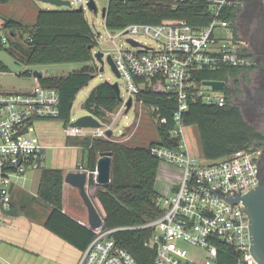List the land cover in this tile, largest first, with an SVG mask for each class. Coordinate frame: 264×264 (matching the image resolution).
Returning <instances> with one entry per match:
<instances>
[{
  "label": "built area",
  "instance_id": "2783aa9c",
  "mask_svg": "<svg viewBox=\"0 0 264 264\" xmlns=\"http://www.w3.org/2000/svg\"><path fill=\"white\" fill-rule=\"evenodd\" d=\"M89 1L74 0L83 9L88 7ZM185 1L173 0V3L177 6ZM205 1L209 4L213 19L200 30L184 19H166L157 25L138 23L112 31L106 27V16L103 17L101 11L108 41L114 47L108 52L99 51L104 53L105 60L108 55L112 56L120 78L125 81V91L122 93L120 90L122 100L115 111V119L126 112L130 99L132 107L143 105L154 117L157 108L138 99L143 90L172 95L178 102L173 116L174 126L168 130L169 135L177 139V146L153 145L151 151L162 161L182 169L180 185L173 195L157 198V204L163 209L160 217L134 227L153 229V235L146 245L155 249L156 263L218 264L217 243L221 242L232 246L240 254V264H257L250 252L249 216L245 213L244 204L232 203L231 209V202L206 189L209 186L219 188L227 197H231L234 190L239 193L240 188V195H244L260 185L259 146L237 149L219 160L201 162L190 151L182 120V114L188 110L191 101L202 100L225 106L229 100L227 92L232 90L227 87V82L223 91L205 85L206 80L198 83L193 79L194 71L239 68L243 72L253 64L248 43L238 29L237 19L222 17L229 7L238 8L243 0ZM96 34L98 43L101 34ZM10 36L13 35L0 26V43L3 47L8 46ZM139 36L149 37L153 43L141 41ZM31 76L36 80L31 89L7 90L0 82V227L5 222L6 213L12 208L11 189L15 179L28 170L46 167V150L41 143L37 123L60 116L59 91L44 86L33 72ZM206 88L218 94H208ZM110 114L113 115V112L106 113L105 117ZM161 122L166 123V119ZM113 123H103L100 128L72 127L69 124L67 131L71 135L109 139L106 133L109 129L113 131ZM80 169L84 170L83 167ZM86 172L94 177L96 175V170ZM92 230L95 237L82 251L77 264H138L132 254L112 237L114 229H104L102 226Z\"/></svg>",
  "mask_w": 264,
  "mask_h": 264
},
{
  "label": "trees",
  "instance_id": "16d2710c",
  "mask_svg": "<svg viewBox=\"0 0 264 264\" xmlns=\"http://www.w3.org/2000/svg\"><path fill=\"white\" fill-rule=\"evenodd\" d=\"M9 1L0 0V4ZM237 14V8L229 7L222 17L237 19ZM166 19H184L200 30L209 25L213 15L205 0H187L177 6H174L173 0H109L106 27L115 31L138 23L157 25ZM0 26L16 36L9 37L7 47L0 43V50L6 49L29 65L85 63L80 70L69 74L45 75L40 78L44 86L59 91L61 103L57 119L62 120L67 127L71 120V105L98 69V66L93 68L88 65L95 60L91 47L97 45V34L86 19L85 11L78 8L40 9L34 24L1 17ZM23 43L27 47L21 48L20 56L18 51ZM5 69V65L0 63V70ZM226 69H231L234 76L242 72L239 68L196 70L193 79L198 83L204 80L228 82ZM227 93L229 100L225 106L202 100L191 101L188 110L182 114L186 127H198L204 157L210 161L226 157L237 149L259 146L263 140L245 119L241 107L232 100V92ZM138 99L157 108L152 117L157 120V140L148 146H132L107 138H87L90 171L96 170L99 152H113L111 182L104 186L98 185L94 175H91L89 184L97 187L91 198L104 220V229H114L112 237L132 254L138 264H157L155 249L146 245L153 235V229L134 227L144 225L163 214L162 207L157 204L160 194L156 190L162 160L153 154L151 147L177 146V139L171 137L168 130L174 126L173 116L178 102L172 95L150 90L141 91ZM119 106L116 91L109 82L96 85L83 103L90 114L103 121L109 120L105 117L106 113L117 111ZM162 119H166V123H162ZM63 178V169L42 170L38 194L52 206L45 226L84 251L94 239L95 233L62 211ZM217 246L218 264H240V254L232 246L221 242Z\"/></svg>",
  "mask_w": 264,
  "mask_h": 264
},
{
  "label": "rangeland",
  "instance_id": "374dc122",
  "mask_svg": "<svg viewBox=\"0 0 264 264\" xmlns=\"http://www.w3.org/2000/svg\"><path fill=\"white\" fill-rule=\"evenodd\" d=\"M71 3V5H63L56 6L51 3H46L40 0H10L8 3L0 4V19L1 17H9L14 18L16 20H21L25 24H34L36 21V14L39 9H68V8H79L80 5L76 4L74 0H67ZM98 6V13L92 11L89 7L84 9L86 19L89 24L93 28L96 33H100L101 37L96 46L93 47L92 52L95 54L100 49L108 52L111 51L114 47L112 43L108 41V33L106 27L103 25V17L101 15V11L104 7L108 6L109 0H95ZM18 35V34H17ZM19 36V35H18ZM17 36V39H18ZM16 37V36H15ZM14 36L12 38H15ZM138 39L144 41L146 43L152 44L153 40L146 36H139ZM120 40H118L119 42ZM124 42V39L121 40V43ZM26 45L23 43L19 48V55L22 56V49H26ZM13 55L9 53L7 50H0V60L5 65V72H1L0 74V82L3 83L7 90H24L31 89L35 84L36 80L30 73L35 70H38L43 73V75H66L75 70H80L85 63L84 62H69V63H56V64H37V65H29L24 61L18 60ZM90 67L98 69L94 72L95 75L91 78L88 85L80 90L77 94V97L72 104L71 110V118L76 119L80 116L86 115L89 112L83 107V103L89 96L91 90L98 84L102 82H110L115 83L118 82L120 90L122 93L125 91V81L124 79L117 76V74L113 71L110 63L105 60L104 70L100 71L99 68L101 64L99 61L94 60L92 63L88 64ZM226 73L228 76L227 87H231L232 89V98L233 101L238 104L245 117H251L249 111L246 110V102L248 96V90L251 89L252 85H250V77L251 72L246 70L238 75L234 76L232 74V70L226 69ZM238 80V83L236 81ZM250 82V83H249ZM206 93L217 95V91L211 90L210 88H206ZM235 99V100H234ZM115 111L113 115H108L109 120H102L103 123L111 124L113 123V135L111 137L112 140L124 142L126 144L132 146H148L152 140H156L158 138L157 127L155 123V119L151 117L150 111H148L143 105H135L131 107L128 112H123L121 116L115 119ZM140 114V115H139ZM50 121L53 124L51 127L57 133L65 134L64 132V122L58 119L55 120H45ZM63 122V124H62ZM38 129V123H37ZM125 132L128 134L130 139L122 136V133ZM186 138L188 141V145L190 151L199 157L201 162H208V160L204 157L200 134L197 126L186 127ZM54 148H49L47 150L46 155V165L47 167H52L54 163ZM41 170H28L25 173L24 178H16L18 183H23L30 190L35 191V188L31 185L34 182L38 181V178L41 176ZM183 171L181 168L162 161L160 165L159 175L156 183V190L160 195L164 197H169L173 195L178 189ZM93 188H89V193L93 195Z\"/></svg>",
  "mask_w": 264,
  "mask_h": 264
},
{
  "label": "crops",
  "instance_id": "0c3cea01",
  "mask_svg": "<svg viewBox=\"0 0 264 264\" xmlns=\"http://www.w3.org/2000/svg\"><path fill=\"white\" fill-rule=\"evenodd\" d=\"M51 127L53 124L50 121L40 120L38 122L37 130L46 155L49 148H54L55 164L52 167L46 165L45 168L64 170L62 211L78 223L90 228L88 209L80 190L71 183L65 182V175L69 171L89 170L86 139L91 137L71 135L67 131L68 126L63 125L65 134L57 133ZM122 136L129 137L125 132ZM88 175L91 178L92 174ZM20 178L25 180V174ZM40 179L41 176L37 182L35 179L31 182L35 191L29 190L25 184L18 183L16 179L12 184V208L6 213L5 222L0 227V264H77L81 257V249L45 226L52 206L39 197ZM89 188L94 189L93 193L97 191V187H91L90 184L88 192Z\"/></svg>",
  "mask_w": 264,
  "mask_h": 264
},
{
  "label": "water",
  "instance_id": "95a60500",
  "mask_svg": "<svg viewBox=\"0 0 264 264\" xmlns=\"http://www.w3.org/2000/svg\"><path fill=\"white\" fill-rule=\"evenodd\" d=\"M40 1L51 3L56 6L70 5V2L67 0H40ZM88 7L91 10H93L95 13L98 12V7L94 0L89 1ZM78 9L84 10L83 7H79ZM107 11H108V6L102 9L103 17L107 15ZM130 41L135 45L138 44L134 40H130ZM91 49H93V46L91 47ZM94 59L100 62L101 67L99 68V70L103 71L105 65L104 53L102 51H97L94 54ZM107 61L110 63L113 71L117 74V76L120 77V73L118 72L114 64L111 55L107 56ZM33 74L37 78L43 77V73L38 70L33 71ZM204 84L208 86H212V88L215 90L223 91L226 89V82L223 80H206L204 81ZM111 85L115 89L119 101H121L122 98L120 95V87L118 82L111 83ZM131 107H132V99H130L127 103L126 112H128ZM71 120L72 121L70 122V125L72 127L100 128L103 126V123L97 117H95L90 113L80 116L76 119L71 118ZM106 134L108 137H111L113 131L109 129L107 130ZM112 170H113V152L108 150L100 152L96 165V175L94 177L95 183L103 186L108 185L112 180ZM89 181L90 178L86 171H77V170L69 171L65 175V182L71 183L72 185L78 187L80 190V194L88 209V216H89L88 224L90 228L99 229L104 225V220L88 192ZM206 190H210L218 194L219 196L225 198L226 201L231 202V209H232V203L242 202L244 204L245 213L248 214L249 216V228H250L249 236L251 239L250 252L253 258L255 259V261L257 262V264H264V182L261 181L260 185L253 188L244 195H240V188H239V193H237V191L234 190L235 193L231 197H227L225 193L221 191L219 188L212 189L209 186V189ZM203 191H201V194Z\"/></svg>",
  "mask_w": 264,
  "mask_h": 264
},
{
  "label": "flooded vegetation",
  "instance_id": "af4514ba",
  "mask_svg": "<svg viewBox=\"0 0 264 264\" xmlns=\"http://www.w3.org/2000/svg\"><path fill=\"white\" fill-rule=\"evenodd\" d=\"M237 11L238 29L253 57V64L247 69L252 74L249 83L253 84L246 102L251 117L245 119L263 137L259 145V165L261 181L264 182V0H243Z\"/></svg>",
  "mask_w": 264,
  "mask_h": 264
}]
</instances>
